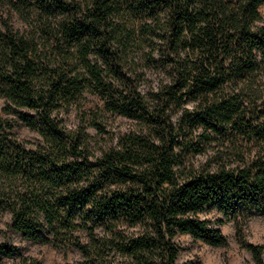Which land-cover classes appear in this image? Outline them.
I'll use <instances>...</instances> for the list:
<instances>
[{
    "label": "trees",
    "instance_id": "obj_1",
    "mask_svg": "<svg viewBox=\"0 0 264 264\" xmlns=\"http://www.w3.org/2000/svg\"><path fill=\"white\" fill-rule=\"evenodd\" d=\"M262 6L0 0L30 28L0 20V98L41 138L27 147L0 117V211L11 227L33 242L74 244L83 260L72 264H178L179 236L225 246L220 227L231 222L240 246L264 264V247L241 236L264 215ZM89 93L146 134L90 160L89 135L59 117ZM198 155L206 161L193 162ZM14 251L0 243V256Z\"/></svg>",
    "mask_w": 264,
    "mask_h": 264
},
{
    "label": "rangeland",
    "instance_id": "obj_2",
    "mask_svg": "<svg viewBox=\"0 0 264 264\" xmlns=\"http://www.w3.org/2000/svg\"><path fill=\"white\" fill-rule=\"evenodd\" d=\"M259 11L264 18V6ZM2 17L8 20L9 25L16 31L23 32L30 29L21 16L8 12L5 7L0 8V20ZM146 81L155 86L157 77L155 74H148ZM146 86L142 84L140 88L144 90ZM5 108L6 101L0 98V117L15 124L13 133L18 139L27 147L41 141L37 132L25 127ZM21 112L27 113L26 110ZM59 117L67 130L78 131L82 128L89 135L88 148L91 153L89 158L92 161L95 157L101 156L104 151L117 147L124 137L131 135L139 137L146 134V129L141 124L124 116L105 112L97 96L90 93L85 95V99L79 105H73L68 110L60 112ZM93 122L100 126L99 130L93 126ZM205 161V155L193 158V162L197 164ZM214 215L215 213H209L206 216L212 218ZM11 224V215L0 211V243L15 249L13 255L0 256V264H22L24 260L27 262L35 260L41 264H72L83 260L80 250L74 244L61 242L62 239L49 243L33 242L16 232ZM220 229L227 241L225 246L213 247L202 241H194L188 234L179 236L177 238L180 248L178 264H255L251 254L238 243L234 225L228 222ZM74 236L81 243L88 242V237L83 230H78ZM241 236L247 244L264 247V215L258 214L248 220L247 224L241 228ZM262 260L264 261V251Z\"/></svg>",
    "mask_w": 264,
    "mask_h": 264
}]
</instances>
